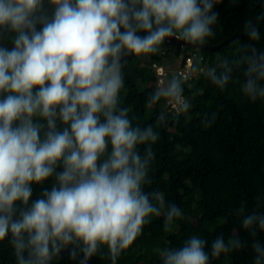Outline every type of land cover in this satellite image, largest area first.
<instances>
[{
	"label": "clouds",
	"instance_id": "9594fccd",
	"mask_svg": "<svg viewBox=\"0 0 264 264\" xmlns=\"http://www.w3.org/2000/svg\"><path fill=\"white\" fill-rule=\"evenodd\" d=\"M47 3L0 0V241L11 234L18 264H49L78 242L80 264L105 245L115 261L162 214L143 190L153 153L137 150L157 135L134 128L118 108L122 60L154 53L170 37L203 42L217 16L209 15L212 0ZM254 90L250 81L246 91ZM178 93L173 83L165 94ZM53 178L33 201L32 185ZM181 215L173 204L165 218ZM212 250H226L222 238ZM161 255L162 264H209L195 236Z\"/></svg>",
	"mask_w": 264,
	"mask_h": 264
},
{
	"label": "trees",
	"instance_id": "16d2710c",
	"mask_svg": "<svg viewBox=\"0 0 264 264\" xmlns=\"http://www.w3.org/2000/svg\"><path fill=\"white\" fill-rule=\"evenodd\" d=\"M212 3L209 15L215 13L217 18L209 25L211 35L196 43L213 46L232 35L249 33L264 65V0ZM193 53L197 54L194 68L209 71L188 81L169 73L187 100L185 109L174 114L167 111L165 96L153 88L157 74L152 63L165 64L179 56L185 63ZM143 54L122 61L118 108L128 110L134 128L143 131L151 126L157 135L155 142L138 145L137 150L142 158H147L149 149L153 153L143 190L162 214L150 217L142 234L115 261L105 245L87 264H162L165 249L182 247L193 236L205 241L209 264H264L260 223L264 220V76L251 40L235 38L214 50L165 40L156 52L147 53L148 59ZM250 81L255 83L253 92L246 91ZM54 182L53 178L33 184L31 199L39 198ZM173 204L182 215L168 223L166 209ZM249 217L253 223L246 227L244 220ZM217 238L223 239L226 250L214 256L212 244ZM11 240L9 234L0 241V264H18ZM82 248L79 242L62 248L49 264H80ZM69 249L75 250L72 258Z\"/></svg>",
	"mask_w": 264,
	"mask_h": 264
},
{
	"label": "built area",
	"instance_id": "2783aa9c",
	"mask_svg": "<svg viewBox=\"0 0 264 264\" xmlns=\"http://www.w3.org/2000/svg\"><path fill=\"white\" fill-rule=\"evenodd\" d=\"M196 56H197L196 53L190 54L187 57L185 63H183L181 59V63L177 69V75H180L181 80L188 81L199 75L198 73L201 71L202 68L199 69L194 68L193 61ZM152 66L157 74V81L155 85L156 86L160 85L162 89H164V91L167 92V90L170 88V79H169V72L167 70V67L165 66V64H158L157 62H153ZM168 104H170L169 112L180 113L183 110V108L186 106V98L184 95L178 93L176 94V96L172 95V97L168 99Z\"/></svg>",
	"mask_w": 264,
	"mask_h": 264
},
{
	"label": "water",
	"instance_id": "95a60500",
	"mask_svg": "<svg viewBox=\"0 0 264 264\" xmlns=\"http://www.w3.org/2000/svg\"><path fill=\"white\" fill-rule=\"evenodd\" d=\"M240 37H248L250 40H251V43H252V46H253V49L256 53V56L258 58V61L260 63V66H261V69H262V72L264 73V65H263V62H262V59H261V56L259 54V51L257 49V46H256V43L253 41L251 35L249 33H241V34H235V35H232L230 37H228L227 39H225L223 42H221L220 44L218 45H204V44H200V43H194V42H187V41H183V40H177L175 37H170V38H167L166 41L168 42H174V43H177V44H180L184 47H193V48H196V49H208V50H214L216 48H219L220 46H222L223 44H226V43H229L231 40L235 39V38H240ZM8 46H12L10 43L8 44ZM132 54L130 55H127L126 57H124L123 60L129 58ZM122 60V61H123ZM264 76V75H263Z\"/></svg>",
	"mask_w": 264,
	"mask_h": 264
},
{
	"label": "rangeland",
	"instance_id": "374dc122",
	"mask_svg": "<svg viewBox=\"0 0 264 264\" xmlns=\"http://www.w3.org/2000/svg\"><path fill=\"white\" fill-rule=\"evenodd\" d=\"M142 58L148 59V54L147 53L143 54ZM181 59H182V56H179L177 58H172V59L166 61L165 66L167 67V70L170 74H173V73L177 74V69L181 63ZM206 71H209V68L208 67H202L200 72H206ZM173 83H177V82H175L174 80L173 81L170 80V86ZM154 87H156L157 90L165 96V98H166V109H167V111H169L170 110V104H168V99H170L172 97V95H166L165 94L166 92L164 91V89H162V87L160 85L159 86L153 85V88Z\"/></svg>",
	"mask_w": 264,
	"mask_h": 264
}]
</instances>
